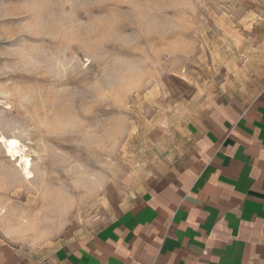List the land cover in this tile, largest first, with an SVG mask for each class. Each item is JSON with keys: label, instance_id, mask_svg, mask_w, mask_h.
I'll list each match as a JSON object with an SVG mask.
<instances>
[{"label": "rangeland", "instance_id": "rangeland-1", "mask_svg": "<svg viewBox=\"0 0 264 264\" xmlns=\"http://www.w3.org/2000/svg\"><path fill=\"white\" fill-rule=\"evenodd\" d=\"M242 46L264 63V0H0V138L31 164L0 142V237L94 230L160 150L166 78L219 86Z\"/></svg>", "mask_w": 264, "mask_h": 264}, {"label": "crops", "instance_id": "crops-1", "mask_svg": "<svg viewBox=\"0 0 264 264\" xmlns=\"http://www.w3.org/2000/svg\"><path fill=\"white\" fill-rule=\"evenodd\" d=\"M222 67L219 86L166 78L160 150L110 217L36 248L0 237V264H264V63Z\"/></svg>", "mask_w": 264, "mask_h": 264}, {"label": "bare ground", "instance_id": "bare-ground-1", "mask_svg": "<svg viewBox=\"0 0 264 264\" xmlns=\"http://www.w3.org/2000/svg\"><path fill=\"white\" fill-rule=\"evenodd\" d=\"M0 142L3 144L4 150L8 157L12 161L18 163L21 166L22 171L27 179L31 178V173L29 172L30 161L26 158L22 151L18 148V142L13 139L0 138Z\"/></svg>", "mask_w": 264, "mask_h": 264}]
</instances>
